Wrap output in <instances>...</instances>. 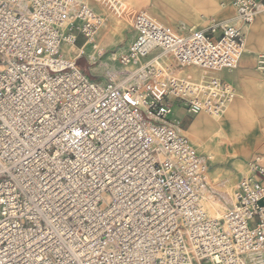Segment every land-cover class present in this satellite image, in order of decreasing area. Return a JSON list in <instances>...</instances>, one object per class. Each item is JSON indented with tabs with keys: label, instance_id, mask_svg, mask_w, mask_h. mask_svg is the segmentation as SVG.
Here are the masks:
<instances>
[{
	"label": "built area",
	"instance_id": "obj_1",
	"mask_svg": "<svg viewBox=\"0 0 264 264\" xmlns=\"http://www.w3.org/2000/svg\"><path fill=\"white\" fill-rule=\"evenodd\" d=\"M231 3L241 25L183 33L123 0H0V264H264V156L217 218L197 146L222 132L235 89L220 74L264 12ZM96 4L134 32L104 80L66 50L94 42Z\"/></svg>",
	"mask_w": 264,
	"mask_h": 264
},
{
	"label": "rangeland",
	"instance_id": "obj_2",
	"mask_svg": "<svg viewBox=\"0 0 264 264\" xmlns=\"http://www.w3.org/2000/svg\"><path fill=\"white\" fill-rule=\"evenodd\" d=\"M123 1L137 9L148 10L163 22L181 28L183 33H187L191 26L205 28L212 22H234L236 25H241L235 19V10L231 5V0H221L219 8L204 10L191 6V2H187L191 0H186V3L190 4L189 7L183 4L179 5L175 0L173 3H169L168 8L163 7L161 2L155 0ZM96 9L104 18L105 24L98 31L93 43L85 44V40H80L72 57H79L77 63L88 76L93 79L104 80L109 73L119 70V62L115 61V58H119L127 50L134 38V32L125 21L118 19L107 9L98 4H96ZM185 21L190 22L191 25L185 27L182 24ZM95 44L97 45L96 49L93 48ZM240 68L239 64L235 70H240ZM230 83L236 91V99L238 98V100L223 113L221 134L210 139L211 141H222L218 145L220 148L222 147V151H216L215 145L211 150L203 148L202 145L206 146L210 140L203 144H197L200 153L208 159L210 158L211 169L208 179L215 195L214 198H209L205 204H209L215 210L213 216L206 208L209 215L217 218L223 216L227 207L232 204L233 191L238 179L250 172L247 161L260 154L264 155V74L256 69V56H252V75L241 76V78L230 81ZM240 97L245 98L243 106ZM243 111L254 122L251 131L246 133L236 123L238 115ZM172 118L176 121L181 120V131H187L189 118H186L185 111L182 109L175 110ZM240 137L253 140V142L252 144L240 145L228 141L231 138L238 139Z\"/></svg>",
	"mask_w": 264,
	"mask_h": 264
},
{
	"label": "crops",
	"instance_id": "obj_3",
	"mask_svg": "<svg viewBox=\"0 0 264 264\" xmlns=\"http://www.w3.org/2000/svg\"><path fill=\"white\" fill-rule=\"evenodd\" d=\"M158 1L163 7L168 8L169 3L175 0H155ZM264 1V0H261ZM188 3L191 4V6L198 8L200 10H204L207 8H219L221 6V0H191V1H187ZM232 2V0L230 1ZM186 3L185 1L182 0H177V4H183L186 6H190V4ZM232 5V3H231ZM175 19V18H174ZM185 27H188L189 25H191L190 22L185 21L182 23ZM191 29H196V26H191ZM245 32H246V52L244 53V55L241 58V62H240V70H227L224 71L220 74V77L222 80L230 83V81H235L239 78H241V76H250L252 75V56H257L260 53H264V12H261L257 15L254 23L248 27V28H244ZM77 49V48H75ZM75 49H73V51H75ZM116 55V54H115ZM73 58V57H71ZM230 81H229V80ZM232 85V83H230ZM241 98V102H242V106L245 103V98L240 97ZM238 98L235 99V101L230 105H234L237 102ZM229 106V107H230ZM228 107V108H229ZM181 108L179 106H175L174 107V111L175 110H180ZM173 111L172 116L175 114V112ZM171 116V117H172ZM236 123H238L242 129V131L244 130L245 133L246 132H250L251 128H252V124L254 123L252 118L245 112L243 111L240 115H238ZM223 125V124H222ZM221 134V133H220ZM229 143H239L240 145L242 144H252L253 140H249V139H244L243 137H240L238 139L236 138H231L230 140H228ZM222 141H216V140H210L209 142H207V145H202L203 148L206 149H213V146L215 145V150L216 151H222V147L220 148L218 145L221 144ZM261 156H264L263 154H260ZM248 162V161H247Z\"/></svg>",
	"mask_w": 264,
	"mask_h": 264
},
{
	"label": "bare ground",
	"instance_id": "obj_4",
	"mask_svg": "<svg viewBox=\"0 0 264 264\" xmlns=\"http://www.w3.org/2000/svg\"><path fill=\"white\" fill-rule=\"evenodd\" d=\"M254 23V22H253ZM195 29V28H194ZM75 48H77L76 46H74V47H68V48H66V50L68 51V52H71V51H73V49H75ZM93 48L94 49H96L97 48V45L95 44V45H93ZM245 52H246V49H245ZM122 55V54H121ZM72 60H73V58H71ZM236 97H237V94H236V91H235V98L226 106V108H225V110L235 101V99H236ZM225 110H224V112H225ZM173 111H174V108H173V110H172V113H171V116H172V114H173ZM175 112V111H174ZM208 152V151H207ZM211 152V151H210ZM213 154V153H212ZM210 159V158H209ZM206 208L209 210V212H210V214H212L213 216L215 215V210L209 205V204H207L206 205Z\"/></svg>",
	"mask_w": 264,
	"mask_h": 264
}]
</instances>
